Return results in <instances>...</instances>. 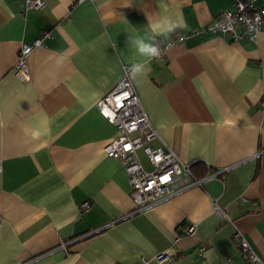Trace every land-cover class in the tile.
Returning a JSON list of instances; mask_svg holds the SVG:
<instances>
[{
    "label": "crops",
    "instance_id": "crops-1",
    "mask_svg": "<svg viewBox=\"0 0 264 264\" xmlns=\"http://www.w3.org/2000/svg\"><path fill=\"white\" fill-rule=\"evenodd\" d=\"M44 2L24 11L25 0H0V264H250L214 202L264 258V29L255 41L211 32L231 0ZM178 16L186 27L167 40L187 37L131 82L157 130L150 144L197 177L220 173L129 214L126 171L104 153L116 127L96 101L133 61L129 36ZM37 38L21 79L17 53ZM163 250L173 259H153Z\"/></svg>",
    "mask_w": 264,
    "mask_h": 264
},
{
    "label": "built area",
    "instance_id": "built-area-1",
    "mask_svg": "<svg viewBox=\"0 0 264 264\" xmlns=\"http://www.w3.org/2000/svg\"><path fill=\"white\" fill-rule=\"evenodd\" d=\"M231 2V7L209 23L207 28L213 33L228 35L232 40L247 38L255 41L258 34L264 29V5L256 4L255 0H231ZM44 6V0H25L24 11L42 9ZM192 32L196 33L197 29ZM47 33L44 32V34ZM186 37L187 33H181L167 41L160 42V57L163 56L169 45H176ZM40 43L41 40L37 38L30 44L22 45L18 51L15 71L19 78H27V55L34 46ZM128 68V65H123V76L110 91L98 98L96 107L116 127L117 133L105 144L104 153L107 156L118 158L126 171L131 186L129 194L135 204L134 210L129 213L132 214L157 204L178 192L200 186L203 181L218 175L220 171L197 177L191 170V163L181 160L171 148L167 146L154 147L150 144L157 137V130L152 126L140 98L134 90L128 75ZM138 148H141L147 156L151 169H145L141 164L137 154ZM90 206V201L84 200L79 203L78 209L85 212ZM212 207L214 211L226 219L228 218L232 225L231 238L249 263L264 264V258L254 252L234 221L215 202ZM104 227L106 225L94 228L90 232L95 233ZM195 232V223H190L185 229L186 235H194ZM203 250L204 247H200V251L203 252ZM173 257L172 252L163 250L156 253L153 259L162 261L173 259ZM148 261L149 259L142 257L136 264H147ZM225 262L229 264L230 257H227Z\"/></svg>",
    "mask_w": 264,
    "mask_h": 264
},
{
    "label": "clouds",
    "instance_id": "clouds-1",
    "mask_svg": "<svg viewBox=\"0 0 264 264\" xmlns=\"http://www.w3.org/2000/svg\"><path fill=\"white\" fill-rule=\"evenodd\" d=\"M186 27L181 17H159L148 19L147 32L143 35L129 36L128 46L133 52V61L128 68L131 80H136L148 70V62L161 55V47L157 38L167 40L178 28ZM171 45H169L170 47ZM136 57L144 58L143 61Z\"/></svg>",
    "mask_w": 264,
    "mask_h": 264
}]
</instances>
